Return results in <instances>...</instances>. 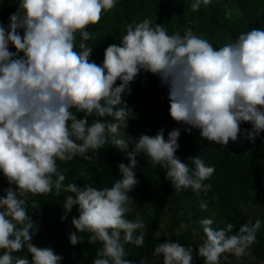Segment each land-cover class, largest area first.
I'll use <instances>...</instances> for the list:
<instances>
[{"label": "clouds", "instance_id": "9594fccd", "mask_svg": "<svg viewBox=\"0 0 264 264\" xmlns=\"http://www.w3.org/2000/svg\"><path fill=\"white\" fill-rule=\"evenodd\" d=\"M117 0H19L9 23L0 21V172L9 187L0 195V264H61L64 260L50 247L35 245V223L29 208L36 209L39 195L68 193L61 221L71 218L75 231L67 238L71 245L100 244L92 264H134L125 245L143 246L146 225L140 218H127L135 203L129 195L138 184L134 169L137 156L166 172L175 192L191 188L205 194V184L215 172L200 156L189 157L194 167L176 155L180 128L168 133L138 138L121 134L128 127L129 110L123 99L131 94L130 84L141 73L158 76L168 90L169 114L201 139L220 145L241 139L255 143L264 132V28H251L238 38L214 47L187 28L183 35L169 34L162 24L145 17L127 25L120 43L104 50L102 64L91 57L89 25L98 24ZM211 0H193L198 12ZM191 23V22H189ZM80 36L76 50V35ZM12 48L15 51L11 50ZM117 81H120L117 84ZM132 112V111H131ZM79 113L83 116L78 118ZM99 118L89 123V117ZM244 123L250 129H242ZM106 144L126 154L129 163L118 164L120 178L110 187H83L65 183L69 171L57 161L79 156L92 161L90 151ZM131 146V150L130 149ZM201 209L207 210L202 201ZM214 218L199 224L204 238L197 255L203 264H220L222 254L240 259L250 256L261 221L247 222L233 234L235 225L214 228ZM138 233V234H137ZM196 229H193L195 235ZM28 256L15 255L23 250ZM154 255L163 264H195L193 247L179 241L159 243ZM139 264H147L141 259Z\"/></svg>", "mask_w": 264, "mask_h": 264}, {"label": "trees", "instance_id": "16d2710c", "mask_svg": "<svg viewBox=\"0 0 264 264\" xmlns=\"http://www.w3.org/2000/svg\"><path fill=\"white\" fill-rule=\"evenodd\" d=\"M193 0H117L116 6L102 15L96 25H89L88 31L92 39L86 41L93 48L92 59L102 64L104 50L110 44L120 43L126 34L127 25L133 21L140 22L145 17L155 23L162 24L168 33L179 32L183 35L187 28L207 39L214 47L223 46L238 38L241 32L251 28H264V0H211L209 6L201 5L198 12L191 11ZM19 0H0V21L9 23V16L16 12ZM191 22V23H189ZM80 36L76 35V50ZM11 50L15 51L14 48ZM120 81H117L119 84ZM131 94L125 93L123 99L129 108H138L143 117L138 122H129L123 134L138 138L141 134L155 136L164 129L165 139L168 133L180 128L178 141L180 147L178 157L190 167H194L189 157L200 156L207 166H214V174L205 184L212 188L206 194L193 192L191 188L175 192L171 182L166 179V172L159 165L148 161L141 153L137 156L138 165L134 169L138 184L129 195L135 203L131 204L132 212L127 218L134 220L139 213L146 225V237L143 246L125 245L128 259L139 264L145 259L147 264H163L162 255H154L155 246L171 240L179 241L184 246L193 247L195 264H203L198 253V245L204 238L199 221L203 218H214V228H222L227 223L235 225L233 234L247 222L261 221V227L256 233V241L249 251L250 257L264 264V132L256 138L255 143L241 139L239 143L229 142L222 151L220 145L201 139L198 130L191 132L186 126L175 122L169 114L168 90L162 86L160 78L151 73L141 72L130 84ZM129 110V115H130ZM164 112L169 120L161 122L158 112ZM78 118L83 116L77 114ZM99 118L89 117V123ZM242 129H250L251 124L244 123ZM131 150V146L130 149ZM92 161H86L77 156L68 162L57 161L58 167L67 168L65 183L76 182L83 187L92 183L97 188L110 187L120 178L118 164L129 163L126 154L106 144L99 151L88 153ZM9 187L6 177L0 172V195ZM68 193L61 192L56 196L54 191L49 195L31 197L37 201V208H29V214L35 223L33 243L40 247H52L55 252L64 257L61 264H92L100 244L87 243V233L84 243L71 245L67 236L75 231L70 221L78 216V206H74L68 221L62 222L63 202ZM207 202V210L200 207L201 202ZM193 229H196L195 235ZM138 234V233H137ZM15 255L28 256L23 250ZM232 254H222L220 264H242L236 261Z\"/></svg>", "mask_w": 264, "mask_h": 264}, {"label": "rangeland", "instance_id": "374dc122", "mask_svg": "<svg viewBox=\"0 0 264 264\" xmlns=\"http://www.w3.org/2000/svg\"><path fill=\"white\" fill-rule=\"evenodd\" d=\"M132 111V112H131ZM130 115H129V122H138L143 117V113L138 108H131ZM157 118L161 122H167L169 120L168 116L164 112H158ZM125 133V126H121V134ZM236 261H240L242 264H263L262 262H258L254 257L244 256Z\"/></svg>", "mask_w": 264, "mask_h": 264}]
</instances>
